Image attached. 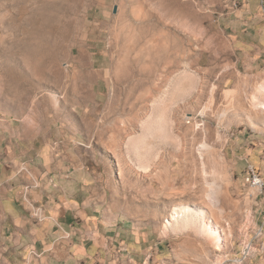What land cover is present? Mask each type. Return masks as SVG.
<instances>
[{
	"label": "rangeland",
	"instance_id": "374dc122",
	"mask_svg": "<svg viewBox=\"0 0 264 264\" xmlns=\"http://www.w3.org/2000/svg\"><path fill=\"white\" fill-rule=\"evenodd\" d=\"M243 12L242 0H0V159H66L85 185L80 218L120 225L118 247L141 264H235L248 243L261 258L264 204L245 178L264 180V77L233 68ZM203 144L229 177L221 213ZM178 207L213 212L222 248L166 232Z\"/></svg>",
	"mask_w": 264,
	"mask_h": 264
},
{
	"label": "crops",
	"instance_id": "0c3cea01",
	"mask_svg": "<svg viewBox=\"0 0 264 264\" xmlns=\"http://www.w3.org/2000/svg\"><path fill=\"white\" fill-rule=\"evenodd\" d=\"M242 5L245 17L233 68L240 76L263 78L264 0H242ZM80 182L66 159H0V264H141L118 247V241L129 244L120 237V225L80 218L86 213L78 209L85 189ZM25 195L41 220L22 202ZM257 215L264 254L261 205ZM257 256L247 264H264V255Z\"/></svg>",
	"mask_w": 264,
	"mask_h": 264
},
{
	"label": "bare ground",
	"instance_id": "6f19581e",
	"mask_svg": "<svg viewBox=\"0 0 264 264\" xmlns=\"http://www.w3.org/2000/svg\"><path fill=\"white\" fill-rule=\"evenodd\" d=\"M258 92H264V83L260 86ZM160 95L161 97L157 100L158 107L161 110L164 108L166 110L170 102L174 100V97L170 94L169 90H163ZM255 104H257L256 108L261 113L260 122L264 127V97L260 98ZM255 128L257 127L255 126ZM199 153L202 157L206 156L213 161L212 163L214 164V168L216 170V176L206 200L209 201L210 208L219 210L221 194L219 182L229 179L224 167L223 159L218 157L216 153L212 152L205 144L199 147ZM163 227L166 232H170L173 235H183L185 233L192 232L199 239H205L206 241L211 242L213 247L217 250L222 248V244L224 242L222 237L223 235L220 231L219 225L214 219L213 212H205L203 210L188 207H178L172 211L169 219L165 222Z\"/></svg>",
	"mask_w": 264,
	"mask_h": 264
},
{
	"label": "built area",
	"instance_id": "2783aa9c",
	"mask_svg": "<svg viewBox=\"0 0 264 264\" xmlns=\"http://www.w3.org/2000/svg\"><path fill=\"white\" fill-rule=\"evenodd\" d=\"M234 5H236L240 0H231ZM245 182L249 184L251 188L257 191L258 195L261 197V200L264 204V180L255 172L253 168H248ZM22 202L27 205L29 211L33 215V218L37 220H41L42 217L39 213V211L36 210V208L32 205V203L29 201L27 195H25L22 199ZM262 230L259 231V236H261ZM253 248V245L248 243L246 244L241 252L240 257L236 259L235 264H244L248 262L252 257H254L257 254V251ZM261 250V249H260ZM263 251V247H262Z\"/></svg>",
	"mask_w": 264,
	"mask_h": 264
},
{
	"label": "water",
	"instance_id": "95a60500",
	"mask_svg": "<svg viewBox=\"0 0 264 264\" xmlns=\"http://www.w3.org/2000/svg\"><path fill=\"white\" fill-rule=\"evenodd\" d=\"M116 10H117V9H116V7H114V9H113V13H115V12H116Z\"/></svg>",
	"mask_w": 264,
	"mask_h": 264
}]
</instances>
